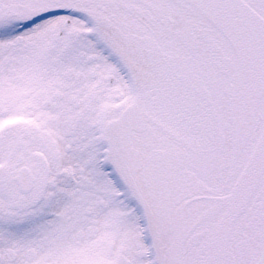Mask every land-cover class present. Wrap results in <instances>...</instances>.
<instances>
[{"label":"snow or ice","instance_id":"snow-or-ice-1","mask_svg":"<svg viewBox=\"0 0 264 264\" xmlns=\"http://www.w3.org/2000/svg\"><path fill=\"white\" fill-rule=\"evenodd\" d=\"M0 264H264V0H0Z\"/></svg>","mask_w":264,"mask_h":264}]
</instances>
